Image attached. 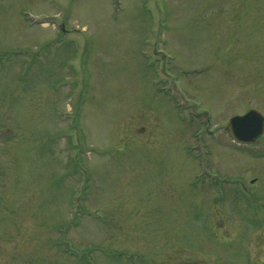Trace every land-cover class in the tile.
Here are the masks:
<instances>
[{"label": "rangeland", "instance_id": "1", "mask_svg": "<svg viewBox=\"0 0 264 264\" xmlns=\"http://www.w3.org/2000/svg\"><path fill=\"white\" fill-rule=\"evenodd\" d=\"M251 109L264 0H0V264H264Z\"/></svg>", "mask_w": 264, "mask_h": 264}, {"label": "water", "instance_id": "2", "mask_svg": "<svg viewBox=\"0 0 264 264\" xmlns=\"http://www.w3.org/2000/svg\"><path fill=\"white\" fill-rule=\"evenodd\" d=\"M264 118L255 110L231 118L227 123L228 136L236 144H250L263 133Z\"/></svg>", "mask_w": 264, "mask_h": 264}, {"label": "flooded vegetation", "instance_id": "3", "mask_svg": "<svg viewBox=\"0 0 264 264\" xmlns=\"http://www.w3.org/2000/svg\"><path fill=\"white\" fill-rule=\"evenodd\" d=\"M252 110V109H251ZM250 111V110H249ZM249 111H247V112H249ZM246 112V113H247ZM246 113H244V114H246ZM206 114V112H203L200 116H202V115H205ZM244 114H242V115H235V116H232V117H230V118H233V117H236V116H243ZM229 118V119H230ZM225 130H226V127H225ZM227 133V132H226ZM264 135V123H263V134L260 136V137H258L257 139H255L254 140V142L252 143V144H250V145H238V146H245V147H247V146H251V145H254L256 142H258L259 140H260V138L262 137ZM202 149H206L205 148V146L204 147H202Z\"/></svg>", "mask_w": 264, "mask_h": 264}]
</instances>
